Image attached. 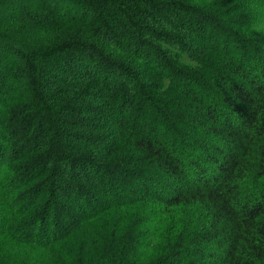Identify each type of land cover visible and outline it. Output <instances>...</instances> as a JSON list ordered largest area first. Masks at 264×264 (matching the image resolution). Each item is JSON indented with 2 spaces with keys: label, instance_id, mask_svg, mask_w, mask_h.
Wrapping results in <instances>:
<instances>
[{
  "label": "trees",
  "instance_id": "1",
  "mask_svg": "<svg viewBox=\"0 0 264 264\" xmlns=\"http://www.w3.org/2000/svg\"><path fill=\"white\" fill-rule=\"evenodd\" d=\"M135 205L198 218L96 264H264V0H0V256L60 264Z\"/></svg>",
  "mask_w": 264,
  "mask_h": 264
},
{
  "label": "rangeland",
  "instance_id": "2",
  "mask_svg": "<svg viewBox=\"0 0 264 264\" xmlns=\"http://www.w3.org/2000/svg\"><path fill=\"white\" fill-rule=\"evenodd\" d=\"M245 182L247 187H257L256 185L260 184L262 180H258L254 176H249ZM109 214L97 218L98 220L96 223L92 225L91 230L94 232L92 244L80 247V238L75 237V242L77 241V245L75 244L76 247L74 245L72 247L59 246V248L56 249L53 260L60 264H66L68 261L73 262V264H96V259L106 242L105 235H116L117 237L122 235H137L138 231L136 230H139V228L133 230L130 226L136 222L134 219L139 215L144 216L143 222L146 221L144 224L140 225V231H142V233L146 231H157L159 241L156 252L157 254H163L171 248L178 234H180L188 224L195 222L198 218V210L193 206L169 208L164 211L163 209H147L145 206L135 205L130 206L123 212L118 211ZM140 234L137 236V239L140 238ZM81 248L84 249L83 253ZM132 248L134 249L133 246ZM2 251L6 255H1L0 260L2 258H7V264L21 262L25 256L24 248L15 245L13 242H5ZM0 264H2L1 261Z\"/></svg>",
  "mask_w": 264,
  "mask_h": 264
}]
</instances>
